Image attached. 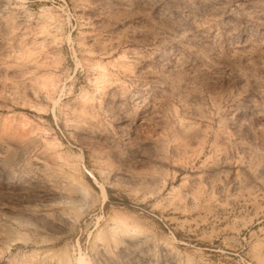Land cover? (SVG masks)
Instances as JSON below:
<instances>
[{
	"label": "rangeland",
	"instance_id": "1",
	"mask_svg": "<svg viewBox=\"0 0 264 264\" xmlns=\"http://www.w3.org/2000/svg\"><path fill=\"white\" fill-rule=\"evenodd\" d=\"M0 264H264V0H0Z\"/></svg>",
	"mask_w": 264,
	"mask_h": 264
}]
</instances>
